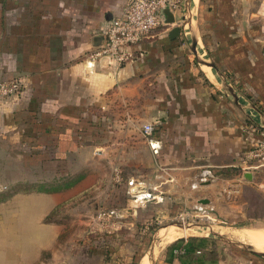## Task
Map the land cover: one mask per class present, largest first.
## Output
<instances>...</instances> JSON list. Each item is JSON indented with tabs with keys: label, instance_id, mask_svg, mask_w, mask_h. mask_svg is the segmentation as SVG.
Instances as JSON below:
<instances>
[{
	"label": "crops",
	"instance_id": "obj_1",
	"mask_svg": "<svg viewBox=\"0 0 264 264\" xmlns=\"http://www.w3.org/2000/svg\"><path fill=\"white\" fill-rule=\"evenodd\" d=\"M128 1L0 0V80L22 83L20 94L0 100V264H131L138 239L133 229L113 228L134 223L143 205L209 203L202 192L213 183L196 180L207 171L240 167L246 183L255 176L247 150L261 133L245 129L259 127L264 112L237 103L228 78L206 65L212 79L197 55L209 50L205 34L215 35L228 72L244 67V82L264 90V0H197L195 8L180 0L175 22L164 15L130 61L91 58ZM144 123L153 125L157 154ZM115 169L119 189L110 187ZM131 178L157 197L142 205L128 199L123 210L131 211L118 213L107 198L115 190L127 195ZM97 189L99 204L84 203ZM91 209L101 211L89 218ZM75 222L90 227L81 239L63 234ZM203 251L176 241L153 264H264L253 251Z\"/></svg>",
	"mask_w": 264,
	"mask_h": 264
},
{
	"label": "rangeland",
	"instance_id": "obj_2",
	"mask_svg": "<svg viewBox=\"0 0 264 264\" xmlns=\"http://www.w3.org/2000/svg\"><path fill=\"white\" fill-rule=\"evenodd\" d=\"M209 4H211V2ZM209 4L206 2L202 4L200 6L201 10L205 11L207 7H209L207 6ZM196 13L198 12L196 11ZM205 36L208 41L209 50H207L206 54L201 58L215 64L219 73L228 78L230 84L236 90L237 95H239L242 101L246 104L251 103L257 110L259 109L264 112V107L260 103L263 101L264 104V90H259V88H262L261 83L255 81L251 83L244 82V67H236V71L229 73V70H227L228 55L221 57L219 56V51L215 50V35L205 34ZM206 39L204 38L205 42ZM243 53V50H237L235 54L236 58L239 59L243 57ZM262 69L264 68L262 67ZM234 75L238 81H234ZM250 86H252L256 94H258V90L263 96L257 97L253 95L252 97L249 94ZM259 127L253 123H249L245 129V132H249L253 135L261 133L259 137L256 136L257 138L252 140L251 146L247 150L249 157L246 162H248L247 165H251L249 166V170L253 171L255 175L251 183H246L244 177L241 176L242 170L240 167L211 171V176H205L203 180L200 178L196 179L198 182L209 180L213 183L210 188L202 192L203 195L210 199L209 203H196L195 199L190 202L176 203L175 198H172V201L168 204L159 202L146 206L143 205L144 207L141 208L140 212L135 216L139 219L134 221V223L113 228L130 232H132L131 229H133V235L137 237L138 243L136 247H134L135 258L131 264H146L147 260L145 259L148 254H152V257L154 256L160 259L167 245L181 240H188L202 247L204 254L207 256L210 249L219 253H222V251H233L235 254H241L244 251L252 252L249 244L245 240L239 239L235 232L251 228H264V159H262L264 128L261 126ZM234 174H238V176L233 177ZM112 176L113 175H111V177ZM108 180L109 179L104 178L103 181L107 183ZM110 187L119 189V185L114 178L110 179ZM16 188L20 187L17 186ZM99 192L100 190L97 189L96 193L92 194L90 200L84 203H90L91 207L99 204ZM107 199H109L111 206L118 207L119 210L116 211L118 213L122 212L127 214L131 211L130 209H132L128 206V209L123 210V208H127L126 205H123V202L126 203L127 200H131V198L122 194L120 190L112 192ZM76 204V206L81 205L80 200H77ZM79 210L80 206L77 208L76 214L72 216L73 219L79 217V214H77ZM100 211V209H91L87 217H96ZM71 224L65 228L63 234L68 232L75 233L76 239H81L80 237L85 232V228L89 227L84 224H79L78 222H75L74 225ZM173 224L192 225V228L199 229L201 233L193 236L181 237L174 241L161 240V238L158 237L159 230ZM193 225H196V227H193ZM205 232L207 235L204 234ZM154 249L155 253L153 254ZM257 255L263 257V255Z\"/></svg>",
	"mask_w": 264,
	"mask_h": 264
},
{
	"label": "built area",
	"instance_id": "obj_3",
	"mask_svg": "<svg viewBox=\"0 0 264 264\" xmlns=\"http://www.w3.org/2000/svg\"><path fill=\"white\" fill-rule=\"evenodd\" d=\"M180 0H129L122 8L119 15L110 19L103 35L102 44L90 54L91 58L104 57L115 66H120L134 57V49L148 33L163 23V9L171 11L178 8ZM22 83L18 77L0 80V100L21 93ZM142 131L153 153H158L160 145L151 139L153 125L144 123ZM262 159H264V145L262 146ZM211 176V172H205L200 179ZM114 179L120 181V171L114 170ZM140 186L134 178L126 181V194L135 204L157 197L149 190L135 189ZM112 214L113 211H110ZM104 215V213H102Z\"/></svg>",
	"mask_w": 264,
	"mask_h": 264
},
{
	"label": "bare ground",
	"instance_id": "obj_4",
	"mask_svg": "<svg viewBox=\"0 0 264 264\" xmlns=\"http://www.w3.org/2000/svg\"><path fill=\"white\" fill-rule=\"evenodd\" d=\"M193 2L195 5L197 3V0H193ZM198 45L200 46V43H198ZM202 68L207 73L208 76H210L212 79L215 80L212 70L209 67L203 65ZM199 233H201L199 229H195L189 226H179L173 224V225H168L163 229L159 230L158 237H160L161 240L163 239L167 241H174L181 237L193 236ZM204 234L207 235L206 232ZM235 234L239 239L245 240L256 251L264 252V228L261 227V228L244 229L241 230L240 232H235ZM154 253H155V249L153 250V254ZM145 260H147L146 264H150L148 257H146Z\"/></svg>",
	"mask_w": 264,
	"mask_h": 264
},
{
	"label": "water",
	"instance_id": "obj_5",
	"mask_svg": "<svg viewBox=\"0 0 264 264\" xmlns=\"http://www.w3.org/2000/svg\"><path fill=\"white\" fill-rule=\"evenodd\" d=\"M163 14L165 15V21H166V23H174L175 22V18H174V16H173V14H172V12H171V10L169 9V8H164L163 9ZM179 30H180V28L179 27H174L173 29H172V33H179ZM192 46H193V51H194V53H195V55H197V51H196V49H195V39L193 38L192 39ZM197 60L201 63V64H204V65H207V66H209V67H211L213 70H215L216 72H217V69H216V67H215V64L213 63V62H210V61H205L203 58H201V56H199V55H197ZM218 73V72H217ZM225 87H226V89L229 91V93H230V95H231V97H233L234 98V100L238 103L239 101H238V99H239V96L237 95V93L233 90V88L230 86V85H225ZM260 126L261 127H263L264 128V121L262 120L260 123ZM135 189H139V190H145V188L144 187H136ZM144 201H140L139 202V204H142ZM208 201H207V199H202L201 200V203H207ZM176 225V224H175ZM179 226H189V227H192V225L190 226V225H179ZM193 227H196V225L194 226L193 225ZM250 247H251V245H249ZM251 250L254 252V253H256V254H260V255H263L264 256V252H260V251H256L255 249H253L252 247H251ZM148 259H149V262H150V264H153L154 263V259H153V257L150 255V254H148Z\"/></svg>",
	"mask_w": 264,
	"mask_h": 264
}]
</instances>
